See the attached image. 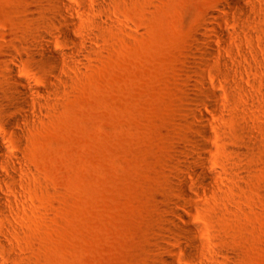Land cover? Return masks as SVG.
<instances>
[{
    "label": "rangeland",
    "instance_id": "374dc122",
    "mask_svg": "<svg viewBox=\"0 0 264 264\" xmlns=\"http://www.w3.org/2000/svg\"><path fill=\"white\" fill-rule=\"evenodd\" d=\"M115 1L123 21L102 30L85 66L64 72L72 79L65 94L52 97L21 144L33 173L25 179L28 202L19 205L26 264H150L184 120L196 108L191 97L206 92L216 95L203 96L210 157L220 148V129L224 136L235 128L257 135L256 153L246 161L219 154L234 172L225 181L234 191L226 190L220 203L209 200L219 207L210 232L227 250L216 264L228 255L229 264H264V47L248 56L239 48L247 41L230 35L241 66L251 71L221 51L223 63L205 64L207 84H201L197 37L222 0ZM41 11L39 0H0V50L5 40L39 32ZM53 46L60 49L57 41ZM219 168L212 164L210 171L217 176ZM197 216L196 223L211 222L206 212Z\"/></svg>",
    "mask_w": 264,
    "mask_h": 264
},
{
    "label": "bare ground",
    "instance_id": "6f19581e",
    "mask_svg": "<svg viewBox=\"0 0 264 264\" xmlns=\"http://www.w3.org/2000/svg\"><path fill=\"white\" fill-rule=\"evenodd\" d=\"M39 1L44 21L41 30L20 40H5L0 50V264H26L28 261L19 251L18 237L24 226L19 205L27 203L29 198V184L25 179L33 174L21 148L30 126L53 105L52 97L65 94L72 79L64 72L85 66L94 54L93 43L104 38L102 30L123 21L115 0H80L79 8L67 0ZM206 16L197 37L199 82L207 84L205 64L218 66L223 63L221 51L228 53L238 69L251 71L241 66L228 38L234 35L246 40L247 44H239V48L248 56L256 55L255 47H264V0H222ZM76 17L82 21L81 25ZM226 22L231 23L228 29L223 27ZM256 37L258 40H254ZM54 41L59 43L60 49H55ZM260 63L264 68V60ZM58 71L64 74L59 75ZM204 95L216 99L213 92L192 94L196 108H189L184 120L177 147L178 161L167 181L162 206L165 216L158 231L156 257L150 264H216L217 257L227 252L217 244L221 238L210 232L219 209L210 201L220 203L227 197L226 190L234 191L225 182L234 177V172L224 167L219 154L223 151L233 155V162L246 161L256 153L251 138L256 139L257 135L252 137L235 128L224 136L220 129L217 132L221 138L220 148L215 158L210 157L213 150L209 131L211 119L202 110ZM209 109L213 113L216 111L213 104ZM212 164L220 166L217 176L210 171ZM175 195L183 201L175 199ZM203 199H208L209 203L204 205ZM203 212L209 215L211 222H194L193 219ZM232 251L230 249V253ZM232 253L237 254L236 250ZM228 256L223 264L231 261Z\"/></svg>",
    "mask_w": 264,
    "mask_h": 264
}]
</instances>
